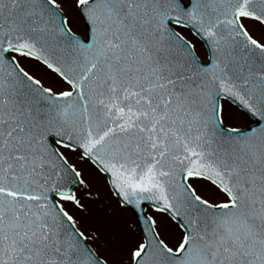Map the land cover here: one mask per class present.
I'll return each mask as SVG.
<instances>
[{
    "label": "snow or ice",
    "instance_id": "6c2138e0",
    "mask_svg": "<svg viewBox=\"0 0 264 264\" xmlns=\"http://www.w3.org/2000/svg\"><path fill=\"white\" fill-rule=\"evenodd\" d=\"M0 264H264V0H0Z\"/></svg>",
    "mask_w": 264,
    "mask_h": 264
},
{
    "label": "rangeland",
    "instance_id": "374dc122",
    "mask_svg": "<svg viewBox=\"0 0 264 264\" xmlns=\"http://www.w3.org/2000/svg\"><path fill=\"white\" fill-rule=\"evenodd\" d=\"M95 226V225H94Z\"/></svg>",
    "mask_w": 264,
    "mask_h": 264
}]
</instances>
